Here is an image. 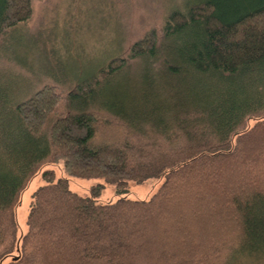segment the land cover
Instances as JSON below:
<instances>
[{"label": "trees", "instance_id": "1", "mask_svg": "<svg viewBox=\"0 0 264 264\" xmlns=\"http://www.w3.org/2000/svg\"><path fill=\"white\" fill-rule=\"evenodd\" d=\"M32 14L33 0H0V47ZM60 161L68 175L117 188L163 181L147 199L102 203L45 169L18 239L21 192ZM262 255L264 0H185L65 93L42 84L24 97L0 85V264H238Z\"/></svg>", "mask_w": 264, "mask_h": 264}, {"label": "rangeland", "instance_id": "2", "mask_svg": "<svg viewBox=\"0 0 264 264\" xmlns=\"http://www.w3.org/2000/svg\"><path fill=\"white\" fill-rule=\"evenodd\" d=\"M184 1L33 0L31 19L12 31L0 47V85L16 88L24 97L42 84L56 85L65 93L69 85L93 75L113 57L127 54L130 45L147 31L160 29L167 13L175 6L180 8ZM133 66L135 70L139 63ZM253 122L250 120L249 124ZM114 133L120 135L121 127L116 126ZM45 169L54 171V180L67 178L74 192L102 203L119 197L147 199L163 181L148 178L117 188L102 178L68 175L61 161L47 164L20 194L15 207L18 239L27 231L33 192L48 183L42 175ZM10 260L6 257L1 264ZM238 264H264V255L241 258Z\"/></svg>", "mask_w": 264, "mask_h": 264}]
</instances>
